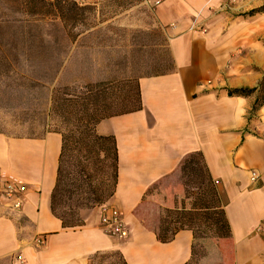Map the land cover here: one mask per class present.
I'll return each mask as SVG.
<instances>
[{"label":"crops","instance_id":"0c3cea01","mask_svg":"<svg viewBox=\"0 0 264 264\" xmlns=\"http://www.w3.org/2000/svg\"><path fill=\"white\" fill-rule=\"evenodd\" d=\"M144 1L152 27L164 32L166 71L83 86L90 96L105 95L113 110L94 130L116 140L118 182L106 205L120 210L128 237L104 232L101 205L82 209L83 224L72 228L53 214L62 130L14 136L0 129V188L3 177L26 186L19 208L0 196V262L103 264L113 251L126 264H208L203 255L217 239L220 264H264V104L253 111L256 93L229 94L264 78L258 27L242 37L264 15L249 14L264 1ZM211 210L223 212L230 237L222 238L219 220L216 236L197 235L194 223L210 228Z\"/></svg>","mask_w":264,"mask_h":264},{"label":"rangeland","instance_id":"374dc122","mask_svg":"<svg viewBox=\"0 0 264 264\" xmlns=\"http://www.w3.org/2000/svg\"><path fill=\"white\" fill-rule=\"evenodd\" d=\"M75 1L95 5L91 16L93 28L79 38L75 51L56 82L52 77L54 68L59 64L58 59L53 62L47 58L31 57V66L28 67L26 62L22 66L13 64L11 71H4L0 65V129L3 132L14 136H40L50 127L62 130L65 134L76 133L80 125L88 122V125L94 126L95 118H100L107 110H111L105 95L90 96L89 89L83 88L85 82L98 79L119 81L165 70L160 66L161 62L166 64L168 60L164 47L165 36L161 28L152 27V6L144 0ZM262 1L264 0H260ZM24 2L0 0V46L12 42L18 45L36 44L41 40L52 43L55 38L61 39L64 34L59 32L54 22L48 17L27 14ZM261 7L264 4L258 8ZM256 26L260 32V40L264 43V15L261 14L255 26L244 28L242 37L245 38ZM25 58L26 55L20 57V60L23 62ZM10 59L14 62V55ZM44 69L47 75L42 77ZM25 78L36 82V86L17 87L21 81L27 82ZM37 82L40 86H37ZM101 85L107 86L105 83ZM99 86L97 84L96 88H100ZM68 94L80 95L81 98L76 99ZM92 98L96 102L91 103ZM73 100L76 101L75 107L72 105ZM198 174L197 171V175L192 176L190 172L189 180L194 181ZM1 180L0 196L7 200L4 191L7 179L3 177ZM205 212L210 216V228L207 223L197 220L194 223L197 235L216 236L215 224L212 222L219 220L225 229L224 216L219 210ZM216 240H209L212 253L203 255L208 257V264L221 262L220 256L213 249ZM205 243L208 242L205 240ZM105 256L109 258L103 264H124L117 252H106ZM0 264L10 262L4 260Z\"/></svg>","mask_w":264,"mask_h":264},{"label":"trees","instance_id":"16d2710c","mask_svg":"<svg viewBox=\"0 0 264 264\" xmlns=\"http://www.w3.org/2000/svg\"><path fill=\"white\" fill-rule=\"evenodd\" d=\"M24 1L27 14L50 18L59 32L64 35H61V39L55 38L52 43L41 40L36 44L18 45L16 42L1 44L0 65L4 71L9 69L11 71L13 64L22 66L26 62L28 67L31 66V57L47 58L53 62L58 59L59 64L54 68L52 77L55 80L65 61L77 47L79 38L92 30L91 16L95 5L79 3L75 0ZM263 11L264 7H261L254 9L249 14ZM12 55H14V62L10 59ZM24 55L26 58L22 62L20 57ZM160 66L166 71V64L161 62ZM42 74V77H45L47 71L44 69ZM26 80L27 82L23 80L18 83L17 87L36 86V82H30L28 78ZM37 86H40L39 82H37ZM253 93H256V99L252 110L256 111L264 104V78L255 88H239L229 91L230 95L240 96H249ZM68 95L76 99L81 98L76 94ZM72 105L76 106L75 100ZM99 119L95 118L94 123L96 124ZM87 123L80 125L76 133L62 134V150L56 184L51 195V210L62 221L65 228L81 226L83 221L80 211L84 208L106 204L114 195L117 187L118 150L116 140L111 136L98 135L94 126ZM221 214L224 215L223 212ZM218 229L223 236L230 237V226L227 222L225 229L223 224ZM100 260L103 261L102 258ZM124 264L126 263L124 262Z\"/></svg>","mask_w":264,"mask_h":264},{"label":"built area","instance_id":"2783aa9c","mask_svg":"<svg viewBox=\"0 0 264 264\" xmlns=\"http://www.w3.org/2000/svg\"><path fill=\"white\" fill-rule=\"evenodd\" d=\"M258 178L259 175L257 173L253 172L251 174L252 181L255 182ZM6 179L5 196L10 200L13 199L14 206L19 208L21 203L17 196L26 190V186L22 182ZM100 225L104 232L110 236L126 239L129 235L122 213L115 207L106 204L101 205ZM35 241L39 246L45 244V240L42 237L36 238Z\"/></svg>","mask_w":264,"mask_h":264}]
</instances>
